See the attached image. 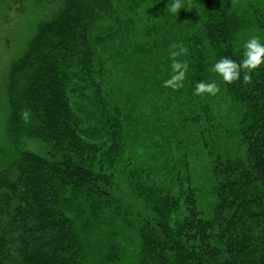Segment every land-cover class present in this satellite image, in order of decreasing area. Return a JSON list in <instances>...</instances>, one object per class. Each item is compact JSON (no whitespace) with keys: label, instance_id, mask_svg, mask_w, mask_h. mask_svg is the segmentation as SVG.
Wrapping results in <instances>:
<instances>
[{"label":"trees","instance_id":"obj_1","mask_svg":"<svg viewBox=\"0 0 264 264\" xmlns=\"http://www.w3.org/2000/svg\"><path fill=\"white\" fill-rule=\"evenodd\" d=\"M208 4L205 33L215 63L225 56L241 62L233 42L237 26L224 0ZM115 15L112 0H63L9 66L4 84L9 134L19 144L22 138L40 140L47 149L24 148L0 171V264H84L83 241L68 207L83 200L99 218L103 207L119 202L102 159L112 161L113 151L103 152L82 136V119L68 94L78 79L85 89L86 82L96 89L100 59L93 35ZM259 21L264 34V18ZM225 86L244 108L245 156L213 162L218 183L213 220L203 218L192 188L182 192L186 216L175 225L170 218L180 201L153 200L151 215L141 218L138 264H264V64L252 72L250 84ZM23 109L31 112L27 122ZM113 129L116 141L121 132ZM114 252L115 244L110 260Z\"/></svg>","mask_w":264,"mask_h":264},{"label":"rangeland","instance_id":"obj_2","mask_svg":"<svg viewBox=\"0 0 264 264\" xmlns=\"http://www.w3.org/2000/svg\"><path fill=\"white\" fill-rule=\"evenodd\" d=\"M62 1L0 0V171L24 148L38 153L47 149L40 140L22 138L19 144L9 134L4 84L10 64L24 52L41 20L51 17ZM112 1L116 15L93 35L100 59L101 75H94L98 90L87 82L85 89L78 79L68 92L82 119V136L103 152L113 151L112 161L102 159L119 201L103 207L99 218L83 200L68 207L83 241L84 264H138L141 218L151 215L156 198L180 201L170 218L175 225L186 216L182 192L192 188L203 218L213 220L218 204L213 162L246 153L240 137L244 108L212 70L215 56L205 33L211 12L208 0H181L183 7L175 14L168 7L174 0ZM224 9L237 26L233 42L239 54L243 56L251 36L264 43L259 26L264 0H224ZM174 43L188 49L178 57L187 61L188 72L176 91L163 86L173 74ZM199 81H215L220 92L196 95ZM114 126L121 132L116 141ZM113 244L116 252L110 260Z\"/></svg>","mask_w":264,"mask_h":264},{"label":"clouds","instance_id":"obj_3","mask_svg":"<svg viewBox=\"0 0 264 264\" xmlns=\"http://www.w3.org/2000/svg\"><path fill=\"white\" fill-rule=\"evenodd\" d=\"M168 7L175 14L182 9L183 5L181 4V0H174V3ZM187 53L188 49L182 43L170 45L171 69L173 74L169 79L164 81V87H170L174 91L183 87V81L186 79L188 72V63L187 61L179 60L178 57L187 55ZM243 57V60L239 63L227 56L221 57L214 64L212 70L219 74L227 84H232L236 81H240L243 84H250L252 82V72L264 64V43H261L259 36H251L245 42ZM219 92L220 87L215 81L211 83L199 81L195 86L196 95L207 93L214 96ZM20 115L27 122L31 116V112L29 109H23Z\"/></svg>","mask_w":264,"mask_h":264}]
</instances>
